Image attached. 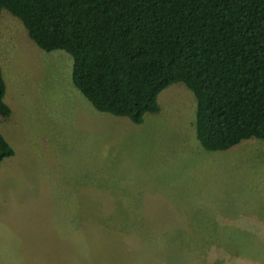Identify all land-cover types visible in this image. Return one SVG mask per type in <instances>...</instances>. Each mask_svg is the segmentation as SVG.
Listing matches in <instances>:
<instances>
[{"label": "rangeland", "instance_id": "374dc122", "mask_svg": "<svg viewBox=\"0 0 264 264\" xmlns=\"http://www.w3.org/2000/svg\"><path fill=\"white\" fill-rule=\"evenodd\" d=\"M0 65L12 110L0 132L17 153L5 166L28 178L0 183V264H234L236 239L238 262L264 264V140L205 150L182 83L141 125L98 112L72 56L40 49L6 9Z\"/></svg>", "mask_w": 264, "mask_h": 264}, {"label": "trees", "instance_id": "16d2710c", "mask_svg": "<svg viewBox=\"0 0 264 264\" xmlns=\"http://www.w3.org/2000/svg\"><path fill=\"white\" fill-rule=\"evenodd\" d=\"M46 51L73 58L72 82L101 113L141 125L182 83L210 152L264 140V0H0ZM0 65V121L12 110ZM15 156L0 132V169Z\"/></svg>", "mask_w": 264, "mask_h": 264}, {"label": "crops", "instance_id": "0c3cea01", "mask_svg": "<svg viewBox=\"0 0 264 264\" xmlns=\"http://www.w3.org/2000/svg\"><path fill=\"white\" fill-rule=\"evenodd\" d=\"M110 115V114H109ZM113 116V115H112ZM114 117H116V116H114ZM125 118V117H124ZM121 121H123L122 123H125V121L126 120H121ZM98 123H99V125L101 126V127H107V126H109L110 124H115V126H116V128L118 127V125H117V123H113V122H111V120H109V119H105V118H102V116H101V118H100V120H98ZM127 123L128 124H126V125H123V128L124 129H122V130H125V129H128V128H130V122H128L127 121ZM134 124V123H133ZM136 125V124H135ZM120 129H121V126H120ZM17 157V153H16V151H15V156L14 157H12V158H16ZM10 159V158H9ZM6 161V160H5ZM5 161L3 162V164H2V166H1V169H0V183H1V181L2 180H5V179H10L11 181H19V180H28V178H26L25 177V174L24 173H20V172H14V170H15V167H13V166H15V163L13 162V163H11L10 162V164H8L7 166H5ZM1 192H4V190H3V188L1 187V185H0V193ZM10 192H11V196L10 197H14L15 195H14V191L13 190H10ZM57 197H59L60 199H62V198H66V193L64 194V193H57ZM126 212H128V211H126ZM140 214L141 213H143V214H145V213H150V214H154V212L153 211H151V210H140V211H138ZM128 213H132V211H129ZM90 214V216L93 218V214H98V211L97 212H95V213H89ZM9 218V216H7L6 217V219H8ZM140 222V221H139ZM226 222V221H225ZM1 223V222H0ZM132 225H136L135 223L134 224H131L130 223V225L129 226H124L125 227V229L126 228H131L132 227ZM82 226H83V223H82ZM134 227H137L138 228V226H134ZM223 228H226V227H223ZM236 228V227H235ZM1 229H2V227H0V231H1ZM98 229V232H97V234L99 233V228H97ZM130 230V229H129ZM103 231V230H102ZM106 235L108 236V233H106ZM106 242V244H109V239L107 238L106 240H105V238L101 241V242H96L95 243V241H91V243H90V245H92V247H94V250L96 251V252H99V250L100 249H98V245L100 244V243H105ZM108 242V243H107ZM111 244H113V243H111ZM219 244L221 245L222 243H220L219 242ZM228 244H234L233 242H230V241H226L225 242V244H222V245H224V246H227ZM95 245V246H94ZM236 247H235V252H234V264H247V263H245V262H238L236 259H237V257H238V251H239V243H238V240L236 239ZM84 246V245H83ZM110 255H114V254H110ZM107 258H109V256L107 257Z\"/></svg>", "mask_w": 264, "mask_h": 264}]
</instances>
